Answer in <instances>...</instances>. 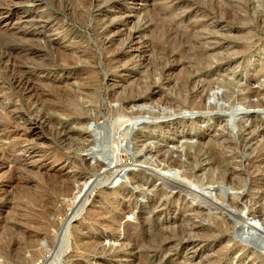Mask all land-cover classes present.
<instances>
[{
  "label": "rangeland",
  "instance_id": "374dc122",
  "mask_svg": "<svg viewBox=\"0 0 264 264\" xmlns=\"http://www.w3.org/2000/svg\"><path fill=\"white\" fill-rule=\"evenodd\" d=\"M3 1L0 264H264V0Z\"/></svg>",
  "mask_w": 264,
  "mask_h": 264
},
{
  "label": "bare ground",
  "instance_id": "6f19581e",
  "mask_svg": "<svg viewBox=\"0 0 264 264\" xmlns=\"http://www.w3.org/2000/svg\"><path fill=\"white\" fill-rule=\"evenodd\" d=\"M4 4H5V3H4V1H3V4L1 3V4H0V7L2 8V7L4 6ZM1 8H0V9H1ZM6 8H7V5H6L4 8H2V10H5ZM8 9H9V8H8ZM1 15H2V14H1ZM4 46H5V45H4ZM2 59H3V58H2ZM43 63H44V62H43ZM7 68H8V67H7ZM15 76H16V75H15ZM15 76H14V77H15ZM12 78H13V75H12ZM12 78H11V79H12ZM25 79H26V78H25ZM16 80H17V79H16ZM21 80H23V79H21ZM31 80H32V79H31ZM23 81H24V80H23ZM19 82H20V81H19ZM27 82H28V81H27ZM30 82H31V81H30ZM13 83H14V82H13ZM15 83H16V82H15ZM22 83H23V82H22ZM28 83H29V82H28ZM17 85H20V84H17ZM17 85H16V86H17ZM26 85H27V84H26ZM27 86H28V85H27ZM21 87H22V85H21ZM23 87H24V86H23ZM23 87H22V88H23ZM32 87H33V85H32ZM17 88H18V87H17ZM21 90H22V89H21ZM53 92H54V91H53ZM64 93H65V91H64ZM37 95H39V94H37ZM66 96H67V95H66ZM71 98H72V95H71ZM66 100H67V98H66ZM70 101H71L70 103H71V105H72V104H74V101H75V100L70 99ZM58 104H59V103H58ZM49 105H50V104H49ZM56 107H57V106H56ZM68 107H69V105H68ZM52 108H53V109H52ZM52 108H51V105H50V107H48V106H47V108L45 107V109H48L49 112L53 113L54 111L52 112V111L49 110V109H52V110L55 109V107H52ZM80 108H81V107H80ZM62 110H63V109H62ZM73 113H74V114H75V113L77 114V113H79V112H77V110L74 109V112H73ZM80 113H81V112H80ZM6 115H7V114H6ZM8 118H9V117H8ZM14 121H15V120H14ZM50 121H54V118H52V116L50 117ZM6 123H7V122H6ZM10 123H11V121H10ZM7 124H9V123H7ZM12 125H13V124H12ZM3 126H6L5 123H4ZM3 126L0 125V130L2 129ZM7 126H8V125H7ZM9 126H10V125H9ZM9 126H8V127H9ZM15 127H16V126H15ZM18 127H19V126H18ZM18 127H17V128H18ZM4 128H5V127H4ZM10 129H12V128H10ZM6 130H8V128H7ZM12 130H15V129H12ZM25 130H26V129H25ZM2 131H3V129H2ZM10 131H11V130H9V133H10ZM21 131H22V130H21ZM6 132H8V131H6ZM11 132H12V131H11ZM14 132H15V131H14ZM14 132H12V133H14ZM16 133H18V131H17ZM2 134H3V133H2ZM14 140H15V139H14ZM24 143H25V142H24ZM19 144H20V143H19ZM1 159H2V158H1ZM0 161H1V160H0ZM1 163H2V162H1ZM0 165H1V164H0ZM38 170H39V169H38ZM60 176H61V175H60ZM64 195H65V194H64ZM32 198H33V197H32ZM45 198H46V197H45ZM32 222H33V221H32ZM31 240H32V238H31ZM184 241H185V240H184Z\"/></svg>",
  "mask_w": 264,
  "mask_h": 264
}]
</instances>
